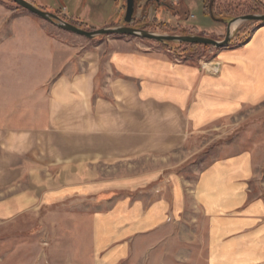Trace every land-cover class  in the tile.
<instances>
[{
	"label": "crops",
	"instance_id": "0c3cea01",
	"mask_svg": "<svg viewBox=\"0 0 264 264\" xmlns=\"http://www.w3.org/2000/svg\"><path fill=\"white\" fill-rule=\"evenodd\" d=\"M109 1L123 12L124 0H81L73 13L59 0L56 11L99 29L110 26L102 19ZM211 16L213 24L200 31L225 35V19ZM72 35L0 2V113H20L0 118V191L7 193L0 220L128 188L106 185L98 169L174 152L192 135L264 102V23L204 64L134 49L130 40L84 49ZM10 81L33 86L25 108L16 106L24 95ZM263 173L264 157L240 150L213 161L192 183L174 179L150 202L101 198L109 208L89 220L93 264H120L138 237L188 227L196 230L192 256L199 264H264Z\"/></svg>",
	"mask_w": 264,
	"mask_h": 264
},
{
	"label": "rangeland",
	"instance_id": "374dc122",
	"mask_svg": "<svg viewBox=\"0 0 264 264\" xmlns=\"http://www.w3.org/2000/svg\"><path fill=\"white\" fill-rule=\"evenodd\" d=\"M63 1L69 13H73L74 8L81 5V0ZM135 1L134 22L140 26L148 24V31L157 34L182 35L181 32L185 31L188 35H204L222 40L226 36L228 23L231 20L248 14H264V11H255L257 4L254 0ZM180 1H184L187 7H178ZM0 2L10 9L28 12L12 0H0ZM42 2L38 4V7L64 19L60 12L56 11L59 8V0H42ZM122 3L121 7L124 10L121 14L116 10L113 1L107 3L109 11L102 19L110 26L125 24L127 0ZM168 5L173 6L175 10H171ZM210 10L215 19L219 21L225 19V35L214 37L200 31L213 24ZM176 11H178L177 14ZM40 20L43 24L53 25L42 18ZM260 24L262 22L240 21L238 27L232 29L233 42L237 41V37L242 39L250 35L254 27ZM84 29L95 30L86 26ZM238 29L239 31L235 34ZM72 36L73 43L84 49H90L96 45L102 46L114 40H130L134 43V49L166 54L179 61H188L187 57L190 56V53L184 52L190 47L179 42L168 46L139 36L119 34L101 35L95 39H88L77 34ZM173 47H180V49L175 51ZM201 50L203 51L201 58L188 62L208 63L218 48L209 46ZM17 83L19 82L10 81L8 87L18 89L24 95L15 99L18 108H25L24 106L33 100V97L29 95L33 86L28 83L17 86ZM19 103L22 105H18ZM19 114L12 111L3 112L0 113V118H10ZM25 114L27 112L22 115ZM240 150L252 151L264 157V102L257 106H245L237 114L219 120L192 135L182 148L174 152L142 156L113 164L104 163V166L98 169V175L104 179L106 185L120 183L128 185V188L106 192L104 196L102 194L90 196L88 199L72 198L52 205L43 204L12 220H0V264H93L92 229L89 220L94 213L109 208L106 203L99 202L101 198L131 196L150 202L161 196V193H166L174 179L179 178L192 183L213 161ZM262 182L264 184V173ZM6 194L0 191V199ZM195 232L196 230L192 227L175 228L171 232L159 231L147 237H138L132 241L129 256L120 264H199L201 258L192 256L191 239Z\"/></svg>",
	"mask_w": 264,
	"mask_h": 264
},
{
	"label": "water",
	"instance_id": "95a60500",
	"mask_svg": "<svg viewBox=\"0 0 264 264\" xmlns=\"http://www.w3.org/2000/svg\"><path fill=\"white\" fill-rule=\"evenodd\" d=\"M21 8L27 10L28 12L47 20L55 25H57L60 29L83 36L88 39H95L101 35H128V36H139L144 39L155 40L159 43H186V44H200L212 46L218 49L225 48L232 44L234 33H232L231 25L235 22L240 21H257L264 23V14H248L241 16L239 18H235L228 23L227 33L224 39L218 40L208 36L201 35H167V34H157L155 32L148 31L146 29H139L130 26L136 8L135 0H127L126 3V14H125V24L120 26H109L103 27L95 30H87L81 28L65 19L61 18L55 13L47 12L42 10L40 7L35 5L34 3L28 0H12ZM160 2V0H152ZM211 15H213L212 10L210 11ZM128 24V25H127ZM238 24V25H239ZM238 27V26H237ZM236 29V28H235Z\"/></svg>",
	"mask_w": 264,
	"mask_h": 264
},
{
	"label": "trees",
	"instance_id": "16d2710c",
	"mask_svg": "<svg viewBox=\"0 0 264 264\" xmlns=\"http://www.w3.org/2000/svg\"><path fill=\"white\" fill-rule=\"evenodd\" d=\"M255 2H256V4H257V6H256V10L255 11H264V5L262 4V3H260L259 1H257V0H254ZM168 7L171 9V10H175V8L173 7V6H169L168 5ZM176 7V6H175ZM23 9V8H22ZM25 10V9H24ZM27 11V10H26ZM179 11V10H178ZM178 11H176V14H177V12ZM179 13H180V11H179ZM69 21V20H68ZM69 22H71V21H69ZM72 23V22H71ZM75 25H77V26H79V27H81V28H84V26L82 25V24H77V23H74ZM130 26H132V27H135V28H139V29H146V30H148V28H149V26H148V24H146V25H136V23L134 22V17H133V19H132V21H131V23L129 24ZM162 25H164V24H162ZM237 31H239V29L238 30H236L235 31V34H237ZM182 33V35H188L187 34V32H185V31H182L181 32ZM248 33V32H247ZM114 35V34H113ZM127 36V35H126ZM201 36H204V35H201ZM249 37V35H247V36H245L244 38H242V39H240L239 37H237L236 38V40L237 41H244V40H246L247 38ZM238 39H240V40H238ZM164 45H168V46H170V44L171 43H163ZM181 44H183V45H188V47H190L189 49H186V50H184V52H186V53H190V56L189 57H187V60L188 61H193V60H195V59H199V58H201V56H202V54H203V51L201 50V49H207L209 46H207V45H200V44H186V43H181ZM172 49H174L175 51H179V49H180V47H173ZM183 52V53H184ZM181 55V54H180Z\"/></svg>",
	"mask_w": 264,
	"mask_h": 264
},
{
	"label": "bare ground",
	"instance_id": "6f19581e",
	"mask_svg": "<svg viewBox=\"0 0 264 264\" xmlns=\"http://www.w3.org/2000/svg\"><path fill=\"white\" fill-rule=\"evenodd\" d=\"M238 24H239V22H235V23H233V24L231 25V29L236 28V27L238 26Z\"/></svg>",
	"mask_w": 264,
	"mask_h": 264
}]
</instances>
